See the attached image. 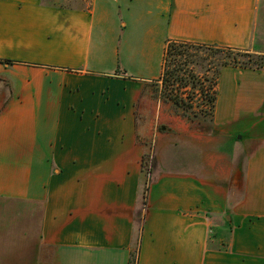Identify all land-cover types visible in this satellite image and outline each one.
Segmentation results:
<instances>
[{
    "label": "crops",
    "instance_id": "0c3cea01",
    "mask_svg": "<svg viewBox=\"0 0 264 264\" xmlns=\"http://www.w3.org/2000/svg\"><path fill=\"white\" fill-rule=\"evenodd\" d=\"M170 39L264 55V0H0V264H264V66L145 178Z\"/></svg>",
    "mask_w": 264,
    "mask_h": 264
},
{
    "label": "trees",
    "instance_id": "16d2710c",
    "mask_svg": "<svg viewBox=\"0 0 264 264\" xmlns=\"http://www.w3.org/2000/svg\"><path fill=\"white\" fill-rule=\"evenodd\" d=\"M193 48H207L211 51L215 58L212 76L199 75L193 68L185 67L189 62L197 65L203 64L198 54L191 52ZM228 64L261 68L264 66V55L233 47H219L170 39L167 41L160 75L164 93L174 106L189 118L213 122L217 101L216 86L222 67ZM196 96L201 99L198 103L194 101ZM135 263L136 254L133 252L130 264Z\"/></svg>",
    "mask_w": 264,
    "mask_h": 264
},
{
    "label": "rangeland",
    "instance_id": "374dc122",
    "mask_svg": "<svg viewBox=\"0 0 264 264\" xmlns=\"http://www.w3.org/2000/svg\"><path fill=\"white\" fill-rule=\"evenodd\" d=\"M191 52H196L198 57L203 62L202 65L189 62L185 67L193 70L204 76H212L215 67L211 51L207 48L191 49ZM159 55L149 58L152 62L158 63ZM195 58V56H194ZM245 59V58H244ZM146 99V100H143ZM150 100V104L149 101ZM200 97L194 98L195 103L200 102ZM168 102L173 103L164 93L162 82H151L145 92L139 97V110L147 120L144 125L151 124V118H156L154 108H164L163 113L159 112L158 119H154V129H157L156 136L145 137L144 144L147 147L143 154V173L147 178V171L150 172V177L153 178L154 163L158 161L161 168L175 169L178 156L192 157L194 151L195 131H203V134L210 133L211 122L208 120H193L184 115L180 109H177L174 104L168 108ZM162 103V105H158ZM171 109V114H167L166 110ZM180 154V155H179ZM189 163V162H187ZM212 233V232H211Z\"/></svg>",
    "mask_w": 264,
    "mask_h": 264
},
{
    "label": "built area",
    "instance_id": "2783aa9c",
    "mask_svg": "<svg viewBox=\"0 0 264 264\" xmlns=\"http://www.w3.org/2000/svg\"><path fill=\"white\" fill-rule=\"evenodd\" d=\"M147 176H149V177H150V172H149V171H147Z\"/></svg>",
    "mask_w": 264,
    "mask_h": 264
}]
</instances>
